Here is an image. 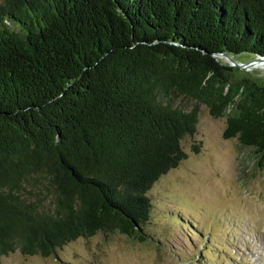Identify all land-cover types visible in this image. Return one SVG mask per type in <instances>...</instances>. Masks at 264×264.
Instances as JSON below:
<instances>
[{"label":"trees","instance_id":"obj_1","mask_svg":"<svg viewBox=\"0 0 264 264\" xmlns=\"http://www.w3.org/2000/svg\"><path fill=\"white\" fill-rule=\"evenodd\" d=\"M241 53L264 56V0H0V264L145 239L200 103L263 166L264 83L235 73Z\"/></svg>","mask_w":264,"mask_h":264},{"label":"rangeland","instance_id":"obj_2","mask_svg":"<svg viewBox=\"0 0 264 264\" xmlns=\"http://www.w3.org/2000/svg\"><path fill=\"white\" fill-rule=\"evenodd\" d=\"M235 73L264 83V64ZM225 126L199 104L195 132L181 139L185 157L147 190L145 239L100 230L48 256L9 252L1 264H264V165Z\"/></svg>","mask_w":264,"mask_h":264},{"label":"water","instance_id":"obj_3","mask_svg":"<svg viewBox=\"0 0 264 264\" xmlns=\"http://www.w3.org/2000/svg\"><path fill=\"white\" fill-rule=\"evenodd\" d=\"M229 64L239 66L245 70L258 66V63H264V56H256L247 61H235L230 55H226Z\"/></svg>","mask_w":264,"mask_h":264},{"label":"bare ground","instance_id":"obj_4","mask_svg":"<svg viewBox=\"0 0 264 264\" xmlns=\"http://www.w3.org/2000/svg\"><path fill=\"white\" fill-rule=\"evenodd\" d=\"M264 63H258V65H263Z\"/></svg>","mask_w":264,"mask_h":264}]
</instances>
